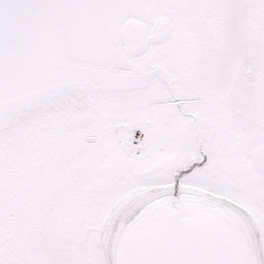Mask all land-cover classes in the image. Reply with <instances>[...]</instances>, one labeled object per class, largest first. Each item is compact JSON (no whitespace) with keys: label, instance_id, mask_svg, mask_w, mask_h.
Listing matches in <instances>:
<instances>
[{"label":"snow or ice","instance_id":"1","mask_svg":"<svg viewBox=\"0 0 264 264\" xmlns=\"http://www.w3.org/2000/svg\"><path fill=\"white\" fill-rule=\"evenodd\" d=\"M0 264H264V0H0Z\"/></svg>","mask_w":264,"mask_h":264}]
</instances>
